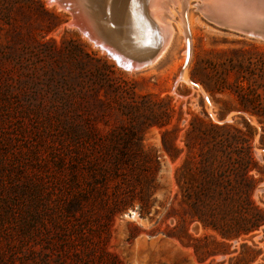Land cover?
<instances>
[{"label":"rangeland","instance_id":"1","mask_svg":"<svg viewBox=\"0 0 264 264\" xmlns=\"http://www.w3.org/2000/svg\"><path fill=\"white\" fill-rule=\"evenodd\" d=\"M199 3L187 64L176 14L161 57L128 70L48 0H0V264H264V224L225 239L195 216L204 121L256 129L251 199L264 210V123L233 91L241 65L264 69V41Z\"/></svg>","mask_w":264,"mask_h":264},{"label":"trees","instance_id":"2","mask_svg":"<svg viewBox=\"0 0 264 264\" xmlns=\"http://www.w3.org/2000/svg\"><path fill=\"white\" fill-rule=\"evenodd\" d=\"M239 69L244 76L240 74L241 79L238 77L236 89L233 90L238 97V108L241 113L256 116L258 121L263 124L264 69L259 67L256 72L255 68L250 69V66L242 65ZM222 85L219 88L221 91H224L225 88L232 89L230 86ZM160 123L162 126L167 125V122ZM204 124L205 129L201 132V138L210 147L206 152L200 153L201 165L196 174L202 190L196 192V198H199L201 208L195 216L200 219L204 227H211L225 239L249 235L264 224V210L258 208L251 199L252 190L256 186V181L250 175L252 169L257 166L251 146L256 129L246 121L245 126L249 130L248 136L242 129L231 123L214 124L211 121H204ZM191 125L193 130L197 129L193 123ZM169 133L170 131L166 130L164 136ZM163 144L165 151L172 156L165 140H163ZM217 147L220 149H216ZM95 162L99 164V161L95 160ZM100 162L99 167L102 170H105L110 164L105 160H100ZM114 165L116 169H120L122 164L118 162ZM232 175L235 177L233 180ZM225 185H232L234 190L215 189L216 186L224 188ZM216 200L223 201L224 205H215ZM243 246L248 250L255 251L256 254L251 261L260 253L246 244ZM243 259H245L244 256Z\"/></svg>","mask_w":264,"mask_h":264},{"label":"water","instance_id":"3","mask_svg":"<svg viewBox=\"0 0 264 264\" xmlns=\"http://www.w3.org/2000/svg\"><path fill=\"white\" fill-rule=\"evenodd\" d=\"M228 1L230 4L225 8L216 6L211 8L200 2L198 9L208 20L223 28L264 41V0H251L243 6ZM48 2L56 4L60 10L68 11L71 15L68 25L77 28L125 69L132 70L133 67V70H139L147 67L158 52V45L141 44L142 38L135 25L138 22L142 25L148 20L144 0H48ZM183 16L187 18L185 10ZM95 18L96 21L93 20ZM185 32L187 64L191 56L189 28H186ZM114 35L122 46L126 44L127 51L118 45ZM192 84L199 86L194 82Z\"/></svg>","mask_w":264,"mask_h":264},{"label":"bare ground","instance_id":"4","mask_svg":"<svg viewBox=\"0 0 264 264\" xmlns=\"http://www.w3.org/2000/svg\"><path fill=\"white\" fill-rule=\"evenodd\" d=\"M200 2L205 4L207 7H211V8H215V6L218 8L219 7L225 8L227 7L228 4H230L228 0H201ZM143 4L146 6L148 20L142 25H140L139 22L135 23V25L138 28L139 36L142 38L141 44H148L150 46L158 45V52L155 55V57L152 59L151 64L148 65L150 66L161 57V55L167 49L172 39L173 28H171L169 21H166L167 19L170 20L174 19V16L177 14L179 16L177 23L179 24L180 29L182 31L184 30L185 37L187 39L185 30L186 28H189L190 22L188 21V18L186 19L184 18L183 13L184 10L187 11V7L190 6L191 4H190V0H144ZM134 19L136 21V18ZM93 20L96 21V18ZM145 33L147 35H145ZM114 38L117 39L118 41L116 35H114ZM119 41H118V45L122 46L119 43ZM123 45L124 46H122V49L127 51V46H125L126 44ZM185 56H186V51H185ZM133 69L134 68L132 67V70ZM182 78L187 79L185 73H182L180 79ZM128 215L134 218L137 217V212L136 210L132 209L128 211Z\"/></svg>","mask_w":264,"mask_h":264},{"label":"snow or ice","instance_id":"5","mask_svg":"<svg viewBox=\"0 0 264 264\" xmlns=\"http://www.w3.org/2000/svg\"><path fill=\"white\" fill-rule=\"evenodd\" d=\"M231 2L239 5H247L248 3L251 2V0H231Z\"/></svg>","mask_w":264,"mask_h":264},{"label":"built area","instance_id":"6","mask_svg":"<svg viewBox=\"0 0 264 264\" xmlns=\"http://www.w3.org/2000/svg\"><path fill=\"white\" fill-rule=\"evenodd\" d=\"M207 100L209 101V98H207Z\"/></svg>","mask_w":264,"mask_h":264}]
</instances>
